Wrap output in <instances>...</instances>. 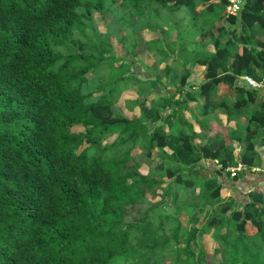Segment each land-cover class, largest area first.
<instances>
[{
  "label": "trees",
  "instance_id": "trees-1",
  "mask_svg": "<svg viewBox=\"0 0 264 264\" xmlns=\"http://www.w3.org/2000/svg\"><path fill=\"white\" fill-rule=\"evenodd\" d=\"M220 1L120 0L133 35L140 28L157 34L130 52L162 56L158 84L173 81L171 59L206 67L197 91L183 93L187 66L175 93L148 105L152 79L132 72L134 58L121 62L125 72L107 86H92L87 76L99 77L116 61L93 14L117 0H0V264H166L167 257L169 264H264L257 203L238 208L226 201L210 210L223 197L220 176L234 163L227 139L217 135L197 147L182 110L203 95L207 111L220 84L238 94L233 106L221 107H247L255 91L241 76L264 79L257 74H264V0H245L238 15H227L228 0ZM209 45L213 52L204 55ZM132 81L141 95L138 118L116 107L117 86ZM177 93L176 124L166 130L171 114L161 112ZM252 121L264 126V105ZM257 132L246 129L243 163H253ZM108 133L115 138L102 142ZM157 150L163 169L151 165ZM204 158L223 166L209 176L197 168ZM206 235L216 242L212 252L201 241Z\"/></svg>",
  "mask_w": 264,
  "mask_h": 264
},
{
  "label": "crops",
  "instance_id": "crops-1",
  "mask_svg": "<svg viewBox=\"0 0 264 264\" xmlns=\"http://www.w3.org/2000/svg\"><path fill=\"white\" fill-rule=\"evenodd\" d=\"M212 2L216 6H222L220 0H212ZM206 6L207 4L202 5L200 9L205 8ZM156 38L157 34L156 36L150 37L146 40V42ZM258 39H260V35L255 38V40ZM191 46L193 47L194 45ZM252 47L255 48L256 46L253 45ZM145 51L150 53L151 57L158 66V68L154 71H151L149 67L153 66L152 62L150 65L144 63V66L148 71V75L144 79L151 78V86L153 87L152 91L147 95L148 105L152 102L158 101L160 96L163 97L173 95L179 87L178 80L186 74L187 66L190 69V75L188 83L183 89L184 95H186L189 91H197L200 83H202L205 79L204 72L206 67L204 65L198 63L197 61H193L187 65L183 63V60L181 62H173L171 59L169 62H172L173 64V81L170 82L167 77H163V83L158 84L153 79V76L164 68L165 61H163L162 56L156 51H149L146 48L143 52ZM202 52L204 55H209L213 52V48L209 45L204 51L202 50ZM232 60L233 59L230 60V63ZM262 73L263 72L260 69H257L258 75H264ZM241 82V84H244L248 90L252 89L255 91L254 96H249L250 104L247 107L232 110L228 107H221L219 104L222 102L227 103L229 106H233L238 99V94L234 88L225 84H220L213 93L212 101L214 104L207 111H204L206 102L203 95L199 96L195 101L187 102V105L182 106V110L185 120L191 123L193 130L197 134L192 138V143L194 145L197 147L204 145L207 143L208 139L217 135L225 137L229 143V151L234 163L232 165H228L226 173L220 176L219 180L223 183V197L218 201L217 205L210 207L211 212L214 210L218 211V209L224 205L226 201L234 202L235 206L238 208H242L247 202L253 201L257 203V206L252 210L254 215L260 219H264V126L259 125L257 121H252L253 123L250 122L253 113L260 111L264 105V87L259 89L252 88L248 86L242 78ZM125 86L128 88V91L132 90L134 92L135 97L131 100H126L125 112H121L118 109L117 104L121 98H118L116 107L120 113L128 118H138L141 115V107L139 103L136 104V100L141 95L139 94L137 86H135L133 82H130ZM179 96L180 93H177L176 97H172L168 103L167 109H163L161 112L162 115L165 116L171 114V116L168 117L167 121L164 123L166 130H170L175 127L176 115H172V113L173 110L177 108L176 99ZM248 126H251L253 130H258L257 134H251L254 136L253 138L255 141L254 150L250 152V155H253L252 164L243 163L241 160L243 151L248 144V134L246 133ZM166 151L171 153L170 148H166ZM138 152H140V150H138ZM155 155L156 158L151 165L157 169L165 168L166 162L161 157L160 150H157ZM222 163L223 161L221 159L213 160L210 158H204L197 163V168L201 169L207 175L213 176L219 169L222 168ZM238 164H244L245 170L240 171L237 175L233 176L228 169L234 168Z\"/></svg>",
  "mask_w": 264,
  "mask_h": 264
},
{
  "label": "rangeland",
  "instance_id": "rangeland-1",
  "mask_svg": "<svg viewBox=\"0 0 264 264\" xmlns=\"http://www.w3.org/2000/svg\"><path fill=\"white\" fill-rule=\"evenodd\" d=\"M124 14H126V11L120 6V0H117L115 4L110 5V3L107 5L105 11L103 13L94 12L93 18L95 20V25L97 27V30L103 35L107 36L109 38V41L111 42L113 46V53L112 55L115 57V63L113 67H109L108 65H103V67L100 68V75L99 77L94 76L92 73H88L87 76L92 80V86L97 85H104L107 86L114 80H116L118 77L122 75V73L125 72V70L121 71L119 69V65L122 61L128 62V59H135L137 62L133 64L132 66V72L137 74L139 77H142L143 79L148 75V71L144 66V63L150 65L152 62L153 66H148L151 71H154L156 68H158L156 62L151 57L150 53L147 51L143 52L140 51L137 52V55H131L130 50H133V44L137 43V47L141 48L142 45L152 36H156V33L147 30L146 28L138 29L137 32L133 35L132 27L129 24L128 21L123 20ZM126 16V15H125ZM88 38L92 40H96L95 35L93 34V31L91 29L87 30ZM80 37V39L84 42H87L85 37L77 35ZM123 36H127L124 40L125 42L121 41V38ZM143 47V46H142ZM137 49V48H136ZM79 50V48H76V51ZM90 52V50H89ZM130 61V60H129ZM128 71V69H127ZM129 73V71L127 72ZM133 82V81H132ZM135 86H137V82H133ZM126 85V84H125ZM120 84L117 87V95L120 99L118 105V109L122 112H125V102L126 100H131L135 97V94L132 90L128 91V88ZM96 87V86H95ZM97 89V88H96ZM99 90H95L96 95H98ZM82 128L79 127L77 130H81ZM115 138V135L112 133L105 134L102 138V142H110ZM138 153V152H137ZM143 169L147 170V165L143 166ZM193 212V209L188 208L185 212L184 218H183V227L184 229L189 227L191 223L189 222V216ZM210 214V211L205 213L203 216L202 222L208 220V215ZM204 246L209 250V252H212L213 249L216 246V242L213 241L210 235H206L204 239L201 240ZM204 241V242H203ZM170 257H167L166 264L170 263Z\"/></svg>",
  "mask_w": 264,
  "mask_h": 264
},
{
  "label": "built area",
  "instance_id": "built-area-1",
  "mask_svg": "<svg viewBox=\"0 0 264 264\" xmlns=\"http://www.w3.org/2000/svg\"><path fill=\"white\" fill-rule=\"evenodd\" d=\"M245 0H228V4L226 5V13L227 15H238L240 11L243 8ZM248 86L252 88H263L264 87V79L262 80H256L250 76H243L241 77ZM233 176L237 175L238 172L244 171L245 166L244 164H238L234 168H229L228 169Z\"/></svg>",
  "mask_w": 264,
  "mask_h": 264
}]
</instances>
